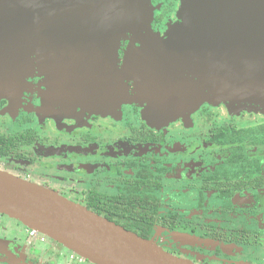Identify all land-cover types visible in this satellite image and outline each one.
<instances>
[{
	"label": "flooded vegetation",
	"instance_id": "1",
	"mask_svg": "<svg viewBox=\"0 0 264 264\" xmlns=\"http://www.w3.org/2000/svg\"><path fill=\"white\" fill-rule=\"evenodd\" d=\"M148 1L153 33L126 35L113 58L115 69L129 61L134 70L124 97L115 69L105 89L98 48L83 53L92 75L84 78L83 96H73L70 78H49L40 34L23 49L0 18V171L54 191L194 264H264V114L204 103L175 119L153 116L148 100L198 99L141 95L135 70L148 61L146 46L169 38L184 2ZM105 3L81 0L87 29L88 23L98 29ZM29 232L0 214V262L63 264L60 246L72 261L64 264H92Z\"/></svg>",
	"mask_w": 264,
	"mask_h": 264
},
{
	"label": "water",
	"instance_id": "2",
	"mask_svg": "<svg viewBox=\"0 0 264 264\" xmlns=\"http://www.w3.org/2000/svg\"><path fill=\"white\" fill-rule=\"evenodd\" d=\"M35 1L23 7L10 0L0 7V18L8 33H14L11 40L23 49L32 48L35 34H40L38 46L49 78L63 83L70 78L73 96H83L84 78L92 75L83 65L87 49L101 50L105 66L100 76L110 89L120 41L130 33H153L154 11L148 0H105L98 29L93 23L85 27L81 0H40L37 5ZM179 17L165 42L155 38L149 42L148 61L135 73L140 74L141 95L198 100H148L152 115L175 119L204 103L264 110V0H184ZM115 70L121 96H127L132 64L127 61ZM0 214L92 264H194L54 191L3 171Z\"/></svg>",
	"mask_w": 264,
	"mask_h": 264
},
{
	"label": "rangeland",
	"instance_id": "3",
	"mask_svg": "<svg viewBox=\"0 0 264 264\" xmlns=\"http://www.w3.org/2000/svg\"><path fill=\"white\" fill-rule=\"evenodd\" d=\"M10 0H0V4H3V3H8ZM30 0H18V2H16V3H18L20 6H23V7H27V6H29L30 5V2H29ZM34 3V2H33ZM142 33H144V32H142ZM119 69V68H118ZM118 75H120L119 74V71H118ZM245 98H239V100H244ZM221 104H228V103H221ZM230 105V104H229ZM231 107H233L232 105H230ZM234 109H236V107H233ZM236 110H238V109H236ZM245 110H249L250 112L251 111H256V112H260V113H262V114H264V110L263 109H254V108H252V109H245ZM29 236H30V238L32 237V235H31V233L29 232ZM50 239H48V242L49 243H52V242H50L49 241ZM39 243V242H38ZM57 248L58 249H56V251L57 250H59L58 252H57V259H59L60 261H62L63 262V264L65 263V262H67V260H68V262H70V263H72V261L70 260V254H69V252L67 251H64L65 253L64 254H66V256H64V255H61V253H63V249H62V247H60V246H57ZM4 263V262H3ZM2 262H0V264H3ZM260 263H263V262H260ZM240 264H252L251 262L250 263H246V262H242V263H240Z\"/></svg>",
	"mask_w": 264,
	"mask_h": 264
},
{
	"label": "built area",
	"instance_id": "4",
	"mask_svg": "<svg viewBox=\"0 0 264 264\" xmlns=\"http://www.w3.org/2000/svg\"><path fill=\"white\" fill-rule=\"evenodd\" d=\"M37 232L36 231H32V235H36ZM71 259H74L80 263H82L84 261V259L80 256H78L77 254L73 253V255L71 256Z\"/></svg>",
	"mask_w": 264,
	"mask_h": 264
}]
</instances>
